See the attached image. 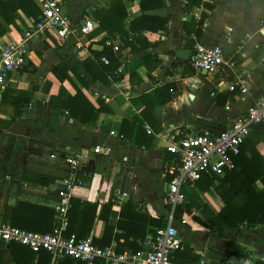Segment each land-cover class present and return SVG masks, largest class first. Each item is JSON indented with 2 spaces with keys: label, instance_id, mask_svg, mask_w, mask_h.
I'll list each match as a JSON object with an SVG mask.
<instances>
[{
  "label": "crops",
  "instance_id": "obj_1",
  "mask_svg": "<svg viewBox=\"0 0 264 264\" xmlns=\"http://www.w3.org/2000/svg\"><path fill=\"white\" fill-rule=\"evenodd\" d=\"M112 1L62 0L71 17V33L67 37L46 33L27 41L25 64L10 74L6 86L15 91L35 87L33 98L17 109L13 94L2 99L0 93V222L6 207L22 201L56 214L57 193L68 176L60 158L81 153L87 172H78L81 184L69 190L70 196L96 206L88 238L105 241L101 247L133 251L141 238L170 223L181 243L171 254L176 264H230L224 254L236 249L245 254L244 264H264V224L247 227L244 222L227 228L224 222L210 220L224 206L216 187L222 188L220 182L228 173L218 179L203 176L184 185L182 212L179 217L174 213L169 222L164 195L169 177L163 172L170 140L203 130L219 131L264 97V0H161L160 6L143 12L139 0H121L127 13L126 30L142 14L165 18L166 29L128 30L124 40L119 33L108 37L106 31L80 35L83 18L90 17L95 28L92 12L109 8ZM0 21V47L19 42L23 30L33 24L21 12L17 27ZM194 42L217 44L234 55L247 80V91L242 93L237 87L232 91L227 80L194 69L189 63ZM106 46L118 57L119 77L96 67L101 61L93 51ZM87 59L92 62L84 65ZM62 63L65 66L54 72ZM166 84L171 85L173 98L159 108L148 94ZM60 88L70 96L79 90L93 110L100 105L107 110L97 115L94 124L81 123L60 109ZM82 96L77 102L81 111L86 107ZM256 126H251L245 140L256 142L264 161V130ZM96 146L102 148L99 153L93 151ZM50 154L57 158L51 159ZM244 154L251 157L248 149ZM239 155L233 158L236 171ZM224 185L229 186V181ZM255 185L262 188L260 180ZM44 214H48L46 209H33L29 218L32 223L49 221ZM0 256L1 264H15L6 244L0 243ZM37 260L36 255L29 264ZM44 264L76 263L63 258L53 262L50 256Z\"/></svg>",
  "mask_w": 264,
  "mask_h": 264
},
{
  "label": "built area",
  "instance_id": "obj_2",
  "mask_svg": "<svg viewBox=\"0 0 264 264\" xmlns=\"http://www.w3.org/2000/svg\"><path fill=\"white\" fill-rule=\"evenodd\" d=\"M41 10L37 21L29 29L24 30L19 42H12L0 47V93L7 86L12 72L19 70L25 64L26 42L44 34L67 37L71 33V17L64 11L62 0H35ZM94 28L90 17H84L79 26L80 35H87ZM100 61L108 64V59L101 56ZM189 63L196 70H206L229 82L228 89L240 92L247 91V80L239 70V65L232 54H226L220 45H206L194 42L189 56ZM121 71V67L118 68ZM264 124V97L256 99L243 115L236 117L225 128L211 132L203 130L199 133L172 139L167 145L171 156L163 162L166 182L165 200L169 206L168 221L172 222L178 206L185 200L182 188L193 184L203 176L218 179L235 168L234 156L240 153V148L254 124ZM111 133H114L111 131ZM101 147H94L99 153ZM109 152V148L104 149ZM56 159L55 154H50ZM61 161L68 169V176L58 190L59 202L56 205L55 225L49 232H35L0 222V243H17L32 251H47L52 261L60 258L101 264H176L172 260V252L180 248L175 228L169 223L157 227L153 233L147 234L142 242V248L136 251L124 250L117 252L113 246L101 247L90 238H78L75 234L65 235L67 226V210L70 206V189L81 184L78 172L86 173L81 153H67L61 156ZM118 194L126 192L117 190Z\"/></svg>",
  "mask_w": 264,
  "mask_h": 264
},
{
  "label": "trees",
  "instance_id": "obj_3",
  "mask_svg": "<svg viewBox=\"0 0 264 264\" xmlns=\"http://www.w3.org/2000/svg\"><path fill=\"white\" fill-rule=\"evenodd\" d=\"M160 4L161 0H139L142 12L146 11V9L160 6ZM19 12H21L24 16L33 19V22L37 21L41 14L40 7H38L35 0H0V20H2L5 24H11L17 27L16 19L19 17ZM86 14L88 13L86 12ZM92 15L96 22V27L92 30V34L94 35L100 33L101 31H106L108 33V37H114L117 33H119L122 37L123 35H127L128 30L139 32V30L156 31L166 29L165 18H159L150 14H142L129 22V29L126 30L123 21L127 13L121 0H113L111 6L107 9L103 7L95 8ZM2 33L3 30H0V35ZM122 39L124 40L125 38L122 37ZM93 53H95V56L98 58L105 56L108 59V64L101 62L98 66H96L101 73L105 72L111 74L113 77L117 75V77L120 76V72L117 71L120 67L118 57L114 54L111 46L104 47L102 51H93ZM89 62H92V60L87 59L83 62V64L87 65ZM61 66L65 65L62 63L58 68H55L54 72H57ZM72 69L75 70L76 68ZM170 88L171 85L166 84L154 89L148 94V96L151 98L153 104H158L160 108L163 103L168 102L173 98L172 93L169 91ZM34 90L35 87H33L31 91H15L14 89L6 87L3 90L2 99L9 94H13V102L17 105L15 107L17 108L20 103H28L31 101ZM59 94L63 96L60 103V109H65L73 118H76L81 123L94 124L97 115L103 109H106L103 105H100L98 109L93 110L92 106L84 99L79 90L76 91L74 96H70L60 88ZM81 96L86 105V107L83 108V111H81L82 108L79 109L77 107L78 99ZM153 96H155L156 101L153 100ZM87 109H89L91 113H85ZM51 119H53V113ZM256 125V130L257 127H261V129L264 130V124L259 123ZM251 140L252 139H250V141L245 140L241 145L240 155L235 161L236 165H239L240 169L238 171H230L220 182V184L222 183L221 189L223 191L216 187V191L224 202V206L217 215H212L210 219L211 222H224L225 227L227 228H234L238 226L239 223L244 222L247 227L264 224V161L255 148L256 142H252ZM247 149L251 153L250 158H247L244 154ZM167 158L168 156L165 157V160ZM258 162L262 167H259ZM257 180L262 182V188H258L255 185ZM226 181H229V186L224 185ZM210 184L211 182L209 181L207 186ZM234 197H237V201H233ZM95 208L96 206L94 204L70 198V206L66 214L67 226L64 230V234L70 235L73 233L80 239L88 238V232L94 219ZM33 209H46L48 214H44L43 216L48 217L49 221L43 222L41 220H34L33 224L29 218ZM181 212V206H178L175 215L179 217ZM54 214V211L49 208H43L41 206L22 201L18 205L6 207L3 221L9 223L10 225L27 230L49 232L56 223ZM153 232L154 230L150 233ZM144 238L145 236L141 238L140 243L137 247L133 248V251L141 248V243ZM91 240L98 246L106 245L105 241L97 240L99 243H96L97 241L95 239ZM6 245L14 257L15 264H29L36 255L38 256L36 264H44L48 262L50 258V254L45 250H39L36 252L17 243H9ZM224 258L231 259L230 264H244L246 256L243 254L242 250L236 249L233 252H230L229 250L226 251ZM63 259L74 260L76 264L85 263L84 261L72 258Z\"/></svg>",
  "mask_w": 264,
  "mask_h": 264
},
{
  "label": "water",
  "instance_id": "obj_4",
  "mask_svg": "<svg viewBox=\"0 0 264 264\" xmlns=\"http://www.w3.org/2000/svg\"><path fill=\"white\" fill-rule=\"evenodd\" d=\"M202 73H203V74H206L207 72H206V70H202Z\"/></svg>",
  "mask_w": 264,
  "mask_h": 264
},
{
  "label": "rangeland",
  "instance_id": "obj_5",
  "mask_svg": "<svg viewBox=\"0 0 264 264\" xmlns=\"http://www.w3.org/2000/svg\"><path fill=\"white\" fill-rule=\"evenodd\" d=\"M23 32H24V30H23ZM2 244V243H1Z\"/></svg>",
  "mask_w": 264,
  "mask_h": 264
}]
</instances>
